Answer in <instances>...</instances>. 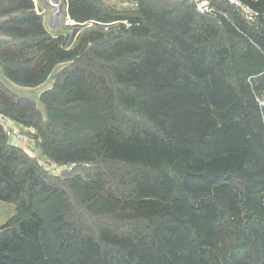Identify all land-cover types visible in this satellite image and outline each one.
Here are the masks:
<instances>
[{"label": "trees", "instance_id": "1", "mask_svg": "<svg viewBox=\"0 0 264 264\" xmlns=\"http://www.w3.org/2000/svg\"><path fill=\"white\" fill-rule=\"evenodd\" d=\"M121 1L0 0V264H264V0Z\"/></svg>", "mask_w": 264, "mask_h": 264}, {"label": "rangeland", "instance_id": "2", "mask_svg": "<svg viewBox=\"0 0 264 264\" xmlns=\"http://www.w3.org/2000/svg\"><path fill=\"white\" fill-rule=\"evenodd\" d=\"M111 5H114L118 8H126L129 5L127 3L122 2L121 0H106ZM40 5L45 9V25L48 29V31L54 35L58 36L60 34H68L72 37V32L74 27L72 26L70 20L65 16V10L63 9L62 14L60 15L58 19V23L51 21V15H52V8L44 3L43 0H40ZM69 21V22H68ZM67 22L69 24H67ZM82 30V29H81ZM77 37V36H76ZM76 37L74 38L73 42L74 43L76 40ZM60 68V67H59ZM0 76H1V70H0ZM10 87L15 88L11 84H9ZM52 86V82H48L45 84L43 87H40L36 90H29V89H17L18 92H20L23 95L33 97L35 99H38L40 94L50 88ZM264 100V99H263ZM15 207L10 204H6L0 201V225L4 224L14 213Z\"/></svg>", "mask_w": 264, "mask_h": 264}, {"label": "built area", "instance_id": "3", "mask_svg": "<svg viewBox=\"0 0 264 264\" xmlns=\"http://www.w3.org/2000/svg\"><path fill=\"white\" fill-rule=\"evenodd\" d=\"M31 1L34 3L36 12L43 13L42 6L40 5V0H31ZM43 1L46 5L50 6L51 8L58 7V4L55 3L54 0H43ZM194 1L197 3L198 9L201 12H205L208 9L206 1L204 0H194ZM230 1L232 3L239 5V3L236 2L235 0H230ZM60 2L64 4L63 0H60ZM67 18L69 19V17ZM68 22L67 24H69ZM70 22L71 24H74L73 21L70 20ZM0 123L7 130L8 136L11 138V140L14 143L20 145L22 148H24V150L29 155V157L31 158L37 157L36 152L33 149L32 141L26 135L22 134L21 131L13 124V122H11L8 118L4 117L3 115H0ZM30 132L33 133L34 131L30 130ZM47 166H48V169L54 174H61L64 170H66L69 167V166H58L55 164H51Z\"/></svg>", "mask_w": 264, "mask_h": 264}, {"label": "water", "instance_id": "4", "mask_svg": "<svg viewBox=\"0 0 264 264\" xmlns=\"http://www.w3.org/2000/svg\"><path fill=\"white\" fill-rule=\"evenodd\" d=\"M54 2L59 5V11H56L55 7L52 8L51 21H52V23L53 22L58 23L59 22L58 19H59L61 13L63 12L64 4L62 2H60V0H54ZM80 31H81V28H79V27H76V28L73 29L71 42H73L74 38L76 36H78Z\"/></svg>", "mask_w": 264, "mask_h": 264}, {"label": "bare ground", "instance_id": "5", "mask_svg": "<svg viewBox=\"0 0 264 264\" xmlns=\"http://www.w3.org/2000/svg\"><path fill=\"white\" fill-rule=\"evenodd\" d=\"M56 11H59V5H58V7H56ZM62 14V13H61Z\"/></svg>", "mask_w": 264, "mask_h": 264}]
</instances>
